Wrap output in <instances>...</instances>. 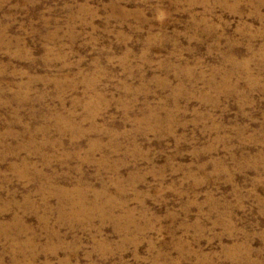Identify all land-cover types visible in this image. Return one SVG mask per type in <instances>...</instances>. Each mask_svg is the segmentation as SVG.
<instances>
[{
	"label": "rangeland",
	"instance_id": "obj_1",
	"mask_svg": "<svg viewBox=\"0 0 264 264\" xmlns=\"http://www.w3.org/2000/svg\"><path fill=\"white\" fill-rule=\"evenodd\" d=\"M0 264H264V0H0Z\"/></svg>",
	"mask_w": 264,
	"mask_h": 264
},
{
	"label": "bare ground",
	"instance_id": "obj_2",
	"mask_svg": "<svg viewBox=\"0 0 264 264\" xmlns=\"http://www.w3.org/2000/svg\"><path fill=\"white\" fill-rule=\"evenodd\" d=\"M84 213V212H83Z\"/></svg>",
	"mask_w": 264,
	"mask_h": 264
}]
</instances>
